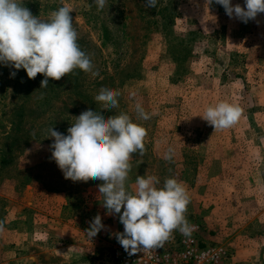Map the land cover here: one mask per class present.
I'll use <instances>...</instances> for the list:
<instances>
[{"label":"rangeland","instance_id":"obj_1","mask_svg":"<svg viewBox=\"0 0 264 264\" xmlns=\"http://www.w3.org/2000/svg\"><path fill=\"white\" fill-rule=\"evenodd\" d=\"M22 3L45 21L61 6L74 8L78 44L99 75L75 69L41 88L43 74L28 79L23 68L0 65V264H121L114 247L124 225L103 206V181L66 179L51 159L48 130L67 135L90 108L127 113L147 130L144 154L131 158L129 190L139 176L155 175L161 186L177 178L200 243L226 250L221 264H264V13L245 23L214 0H159L156 8L107 0L102 10L94 0ZM105 87L121 93L118 108L95 100ZM137 101L155 115L137 120ZM221 101L242 114L215 131L201 115ZM15 128L23 133L8 153ZM169 147L172 161L163 158ZM2 154L12 162L3 165ZM97 215L105 227L90 239ZM179 241L174 231L162 248Z\"/></svg>","mask_w":264,"mask_h":264},{"label":"clouds","instance_id":"obj_2","mask_svg":"<svg viewBox=\"0 0 264 264\" xmlns=\"http://www.w3.org/2000/svg\"><path fill=\"white\" fill-rule=\"evenodd\" d=\"M144 2L148 8L159 4V0ZM214 2L223 6L229 17L245 23L264 13V0H244L243 6L234 5L232 0ZM94 3L102 10L107 0H94ZM73 10L61 6L45 21L23 6L22 0H0V65L23 68L30 79L43 74L41 88L48 86L49 78L60 80L75 69L98 76L91 56L78 44ZM120 95L118 90L105 87L95 100L105 109H116ZM131 96L134 98L136 93L132 92ZM135 113L140 121L155 115L146 111L140 101L135 103ZM241 114L238 105L221 101L209 105L201 116L216 131L234 126ZM67 133L54 128L48 130L47 137L54 138L50 145L51 159L66 179L103 181L99 186L103 206L108 214L119 215L124 230L116 233L115 238L130 255L141 249L162 248L173 238L174 231L185 237L192 235L195 226L185 215L190 196L177 178H167L161 186L155 175L139 176L134 191L126 187L132 155L145 152L147 130L142 124L127 113L108 116L90 108L77 117ZM174 155V149L169 147L163 158L172 161ZM104 227L102 217L97 215L86 230L88 237L92 239Z\"/></svg>","mask_w":264,"mask_h":264},{"label":"built area","instance_id":"obj_3","mask_svg":"<svg viewBox=\"0 0 264 264\" xmlns=\"http://www.w3.org/2000/svg\"><path fill=\"white\" fill-rule=\"evenodd\" d=\"M195 226L190 237L180 233V241L174 250L169 248L141 249L130 255L120 243L114 247L115 258L121 264H221L227 252L223 248L203 246L199 241L200 226Z\"/></svg>","mask_w":264,"mask_h":264},{"label":"trees","instance_id":"obj_4","mask_svg":"<svg viewBox=\"0 0 264 264\" xmlns=\"http://www.w3.org/2000/svg\"><path fill=\"white\" fill-rule=\"evenodd\" d=\"M28 79H29V77H28ZM30 82H32V80H28V84ZM20 122H22V121H20ZM19 133H23L22 128H21V130H18L17 128L13 129L12 142H11V144H9V146L6 145L8 147V149H7L8 153H11V151L14 149L15 145L17 144V141L20 139ZM2 153H3V150H2ZM2 155H3V157H2V164L3 165H8L9 163L12 162V158H10L8 154H2Z\"/></svg>","mask_w":264,"mask_h":264},{"label":"crops","instance_id":"obj_5","mask_svg":"<svg viewBox=\"0 0 264 264\" xmlns=\"http://www.w3.org/2000/svg\"><path fill=\"white\" fill-rule=\"evenodd\" d=\"M199 225H200V224H199ZM202 231H203V230H202ZM207 246H210V245H207ZM83 254H84V253H83ZM80 258H81V257H80ZM80 258H79V259H80Z\"/></svg>","mask_w":264,"mask_h":264}]
</instances>
